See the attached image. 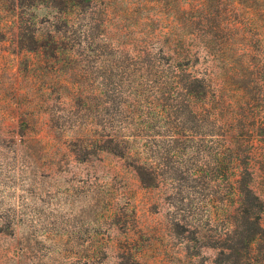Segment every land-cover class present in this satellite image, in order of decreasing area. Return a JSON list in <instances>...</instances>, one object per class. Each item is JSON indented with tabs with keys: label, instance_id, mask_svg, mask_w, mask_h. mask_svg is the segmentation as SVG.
Segmentation results:
<instances>
[{
	"label": "rangeland",
	"instance_id": "374dc122",
	"mask_svg": "<svg viewBox=\"0 0 264 264\" xmlns=\"http://www.w3.org/2000/svg\"><path fill=\"white\" fill-rule=\"evenodd\" d=\"M28 14L37 27L48 26V11ZM19 16L17 0H0V264H217L227 187L189 177L207 170L204 157L167 155L168 141L159 137L164 126L122 118L116 92L132 64L107 47L100 63L82 49L58 63L24 51ZM210 61L214 86L227 91L221 64ZM85 66L88 75L72 77V84L67 76ZM95 88L108 89L112 104L89 108L74 99ZM133 124L142 125V139L125 130ZM110 132H120L119 141L97 137ZM192 146L213 147L192 141L182 148ZM254 146L264 158L260 143ZM139 171L182 175L175 184L146 188ZM258 188L264 199V185Z\"/></svg>",
	"mask_w": 264,
	"mask_h": 264
},
{
	"label": "trees",
	"instance_id": "16d2710c",
	"mask_svg": "<svg viewBox=\"0 0 264 264\" xmlns=\"http://www.w3.org/2000/svg\"><path fill=\"white\" fill-rule=\"evenodd\" d=\"M17 8L18 46L24 51L58 63L82 49L100 63L106 61L100 49L107 47L118 61L132 64L128 83L116 92L122 118L145 117L143 124L164 126L159 137L168 141L167 155L204 157L200 164L207 170L189 177L227 187V233L217 264H264V199L258 188L264 185V158L254 146L264 149V0H17ZM41 10L50 14L47 27H37L28 14ZM209 60L221 64L227 91L214 86ZM85 67L67 76L72 84V77L88 75ZM108 92L83 90L74 99L89 108L108 106ZM125 130L143 138L140 124ZM108 135L121 138L120 132L97 137ZM192 141L213 147L183 150V142ZM165 175L137 172L146 188L175 184L182 173Z\"/></svg>",
	"mask_w": 264,
	"mask_h": 264
}]
</instances>
